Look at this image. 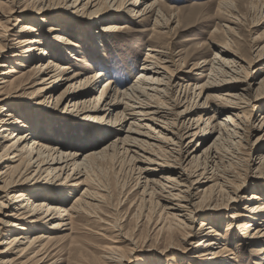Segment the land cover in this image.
I'll list each match as a JSON object with an SVG mask.
<instances>
[{"label":"bare ground","instance_id":"1","mask_svg":"<svg viewBox=\"0 0 264 264\" xmlns=\"http://www.w3.org/2000/svg\"><path fill=\"white\" fill-rule=\"evenodd\" d=\"M32 1H35L36 6L31 5ZM66 1L68 0H0V6L4 3L9 4L6 14L0 10V16H3L5 21L9 22L10 18L17 14L15 16L19 22V36L11 39L15 48H22L21 53L15 50L4 52L5 49H0L2 55L0 67L4 68L0 72L2 75L0 77V84H2L0 85V110H2L0 111V182L2 183L0 213H4L2 208L8 207L1 199L3 197L10 199L9 196H11L12 202L18 205L14 208L16 211L13 210L7 215L9 218L21 221L17 228L20 231L15 232L17 236L8 232L7 236L0 240V264H24V259L35 264H75L74 261L62 257L60 259L54 252L52 243L65 236L61 233L62 230H73L79 219L87 215L91 216V212L101 207V203L105 200V195L101 191L104 192L106 188L103 189L104 186L102 187L96 179L95 171L103 164L104 166L109 162L112 164L118 153L124 154L129 161H141L147 164L136 167L135 185L141 184L142 177V196L147 194L155 208L159 207L157 210L153 208L155 212L159 210L155 226L158 235L168 241L180 239L182 242H185L187 237H197L196 254L191 257H194L199 264H238L239 261L233 260L235 257L242 256V253H239L241 249L246 252L251 251V255L260 256L255 264H264V192L258 188L260 186L258 184L264 182V154L259 156L256 167L259 183L254 184L255 187L250 188L253 190L247 195L244 194L246 192L244 180L240 183L235 182L239 174L231 165L235 162L234 159L229 158L226 160L227 164H224L225 160L221 155L222 151L228 152V149L224 148V150L222 146L226 141L234 145L240 144L244 140L245 132L250 134L256 131L257 134L261 132L251 145L264 142V114L257 127L248 119L246 120V110H241L235 115H232L233 113L225 115L219 124L211 122L214 112L217 114L224 111L232 112L243 107L240 106L242 102L246 103V106L255 108L254 101L261 99L264 95V76L257 87L260 90L258 92L260 97L256 95L251 99L244 94H234L223 88L237 87L234 86L235 84L230 86L227 83L245 81V79L240 80L241 72L246 71L240 62L245 60L230 50L232 42H229L228 36L237 35L235 28L223 25L224 28L222 27L221 30L228 39L222 44H215L217 51L211 59L203 57L201 61L204 64L198 61L193 63L189 71L201 69L200 78H205L204 81L195 84L188 81L185 85H180L176 79H183L180 75L184 74V71L181 68H170L175 66L174 58L171 56L173 52H168V48L162 43L163 39L170 37V31H172L170 26L174 18L176 25L180 23L179 13L182 10L172 5V2L73 0L71 4H67ZM225 2H221V8ZM227 2H229L228 9L226 12L221 11L230 18V22H240L243 16L235 6L242 4L243 0ZM63 3L64 6H62ZM192 3L191 6L198 5L197 2ZM67 9L69 11L67 16L59 15V12ZM79 9L81 14H78ZM54 12L57 16H52ZM29 13L41 17L33 18L28 15ZM114 13L137 18L139 23L152 19L153 26L148 39L160 44L147 49L150 51H147L138 68L139 72L134 75V79L129 84L122 86L112 75L113 70L103 51L104 45L96 41H101L100 35H97L98 23L119 17ZM50 16L53 18H48ZM74 19L82 25L74 22ZM72 26L77 28L79 38L87 43L86 46L80 41H74L72 36L64 31V28ZM125 27V24L111 22L100 30L113 35L122 32ZM83 28L87 30L86 36L83 35L84 31L81 34ZM91 28H96L95 31L98 30V32L89 34ZM214 30L217 32L219 28L216 26ZM5 34H0V37ZM256 49L253 61L264 59V44L257 46ZM64 52L69 56L74 54L75 56L71 55V58L83 63L85 67L92 69L97 63L100 68L84 78L78 77L81 75L79 71L68 75L72 71L71 63ZM46 54L49 56H45ZM191 55L193 57L195 53ZM225 56L235 57L228 60ZM11 63L14 65H10ZM246 64L247 67L250 66V63ZM105 76L108 77L101 82L97 93L96 91L94 93L96 90L94 87ZM249 84L246 83V86L250 87ZM28 85L34 88V91L32 89L29 94L36 99H41L38 101L33 99L30 108L24 111L23 108L16 107L15 103L8 101V95L13 97L9 94L10 90H21ZM59 85L63 89L56 96L55 106L59 105V108L64 109L63 113L71 117L78 116L85 123H93L89 129H91L90 139L95 142L94 144L96 142L99 144L112 132L116 134L114 140L98 145L85 154L71 151L69 148L64 149L62 140H58L57 145L53 146L39 140L42 133L55 135L59 129L62 131L64 128L59 126L57 131L47 128L45 123L48 121L47 124L53 125V122L58 120V115L52 111H35L39 108L38 105L53 97ZM176 85H180L177 96L173 94ZM216 89L226 90L223 95L221 93L217 96L213 95L216 99H221V105L209 104L212 96L208 92ZM205 92H207L205 99L200 101V97ZM207 108H212L213 115L205 119L201 114L193 115V112L207 110ZM102 121H105V124ZM126 122L127 126L124 129ZM202 123L204 125L201 126ZM22 128L25 130L19 131ZM209 136L213 137V140L202 149L200 154L197 153V148H192L193 150H184L187 156L182 157L184 140L189 139L188 144L193 140L202 142ZM235 139L236 141H232ZM170 144L173 147H170ZM132 147L148 155L140 154ZM233 157L237 158V156ZM241 158L240 160L244 163L246 158ZM249 161L253 162L254 159H250L249 156L246 162ZM155 171L164 174L160 176L161 180L149 177L154 176ZM204 185L206 186L199 191L201 194L198 195V201L194 202L195 195L198 193L194 194L192 189L194 186ZM67 187H74V189L69 190ZM16 188L18 190L10 195L9 190L13 191ZM78 188V194L69 202L68 198ZM153 196L157 198V201L152 200ZM244 197L245 204L241 208H234L228 214L227 217L232 219H224L225 233L219 229L221 226L218 222L224 223L220 215L201 213V210L220 211V209L235 207V203ZM158 198L162 201L161 205L158 204ZM198 213L200 214L199 228L194 231L192 222ZM53 217L57 220L51 222L49 227L54 228V231H45V229L43 231V228L38 227L40 221H47L48 218ZM9 223L15 225L9 219L0 220V229L5 228ZM43 227L46 226L43 225ZM232 235H234L232 239L236 243L237 250L228 247ZM129 243L133 245L136 242L129 239ZM16 248H18L17 254L13 251ZM12 252L15 255L10 256ZM101 252L103 262L97 256H92L93 258L89 257L90 259L87 260L88 264H124V261H131L130 253L122 252L116 245H107ZM160 253L164 254V251ZM179 260L182 259L177 258L167 264H180ZM165 261L162 260L159 264H165ZM131 264L144 263L140 259L137 263Z\"/></svg>","mask_w":264,"mask_h":264},{"label":"rangeland","instance_id":"2","mask_svg":"<svg viewBox=\"0 0 264 264\" xmlns=\"http://www.w3.org/2000/svg\"><path fill=\"white\" fill-rule=\"evenodd\" d=\"M83 1L85 0H82V2ZM165 1L167 3L172 2V5L177 6L182 10L179 13L180 23L176 25L174 18V21L170 26V29H172V31H170L171 32L169 35L170 37L168 39L162 40L163 45L166 46V48H168L167 51L171 53L173 52L172 53L173 55L171 56L174 58L173 63L175 66H170V68L171 69L181 68L184 71V74H182L183 76L180 75L181 78L183 79L177 78L176 79L177 83H180V85L181 84L185 85V83L188 81L191 82L192 84L202 83V81H204L205 78L204 79L200 78L201 69L193 70L192 72L189 71L193 63H195L196 61L201 63L203 57H206L207 59H211L214 56V53L217 51L215 44L217 43L222 44L223 41H226V39L229 38V42L230 41L232 42L230 44V50L240 55L246 61V62L241 61V59L235 58L236 60H240L241 61L240 64H242L244 68H246V71L244 70L240 74L241 75L240 80L245 79V81L242 82L236 81V83L235 82L227 83V85L230 86H233V84H235L234 86L237 87L225 86L223 88H225L227 91H231V93L234 94H244L245 97L251 99H253L256 95L260 97V95L258 94L260 90L257 89V87L261 78L264 76V59L260 61L259 60L253 61V57H255L256 51L258 49L257 48L255 50V48L257 46L259 47L264 44V11L262 12V5L264 4V0H243L242 4L239 3L240 5L236 4L235 6V4H233L235 8H238L239 10L238 12L243 16L242 17L243 19H241V21L238 23L230 22L229 21L230 18L227 17V15L221 11L223 10L226 12V9H228L227 5H229V2L227 1L230 0H178L175 2L171 0H165ZM222 1L223 2L226 1V2L223 3L221 8L220 4ZM66 2L67 4H71L73 0H68ZM192 2H197L196 4L198 5L194 4V6H191V4H193ZM31 5L36 6L35 1H32ZM256 5L257 7H255ZM62 6H64V3L62 4ZM8 9H9L8 3L1 4L0 10L3 13L6 14ZM78 11H79L78 14L82 13L80 9ZM68 13L69 11L67 9L64 12L63 11L59 12V15L67 16ZM114 14L119 16L117 17L118 19L117 18L113 20L108 19L102 21L101 23L99 22L98 23L99 32L98 30L95 31L96 28H91V33L89 34L98 32L97 35H100L101 41L100 40H96V41L102 42V44L104 45L103 51L107 55V59L109 60L108 63L110 64L113 70L112 75H114V78L116 79L118 84L122 86L129 84L134 79V75L139 72L138 68L140 67L143 59L145 58L147 51H150L147 49L153 48L155 46H160V44L157 41L148 39L151 34L150 29L153 26L152 19L146 21L145 23L143 22L139 23L138 21L139 19L137 18L131 16H124L120 13H114ZM15 15L12 18H10L9 22L5 21V18H3V16H0V34L6 33L5 36L0 37V49L1 48L5 49L4 52H9V51L11 52L12 50H15L16 52L21 53L22 48H15L13 39H11L12 37L19 36V32H18L19 22L18 20H16L17 16ZM28 15H31L33 18L41 17L40 15H36L33 13H29ZM52 16H57V13L54 12ZM48 18H53V17L50 16ZM74 22L76 23L78 22L79 24L82 25V23H80L76 19H74ZM88 22H89L88 24H90V20H88ZM111 22L125 24L126 27L125 29H123L122 32L118 34L115 33L113 35L106 34L100 30V28L110 24ZM223 25H230L234 27L235 28L234 31H236L237 35L236 36L231 35L228 36L227 38L226 37L227 35L224 33V31L221 30ZM216 26L219 28L217 32L214 30ZM64 29H65L64 31L68 35L72 36V39L74 41H80L84 43L86 46L87 43L83 41L82 38H79L78 30L75 26H72L70 28L66 27ZM83 31H84L83 35L86 36L87 30L83 28L81 30V34ZM42 47L45 48V46ZM86 49H90V48L86 47ZM191 53H195V55L192 57ZM64 54L67 56L69 62L71 63L70 65L72 71H70L68 75H72L74 71H79L81 75L78 77L84 78L86 75H91L90 73H92L95 69L100 68L98 67L99 65L97 63L95 65V68L91 69L89 67H85L83 66V63H79L75 61V59L71 58V55L74 54H70V56L68 53L64 52ZM1 56L2 55L0 52V60H1ZM45 56H49V55L46 54ZM225 57H226L225 59L228 58V60H231L235 56H225ZM247 62L248 64L250 63V66L248 67L246 64ZM167 64L169 63L167 62ZM10 65H14V63H11ZM2 69L4 68L0 67V72ZM247 71H248V76H246ZM0 77H2L1 74ZM107 77L108 76H105L104 78L98 81V83L94 87L96 89L94 90V93L95 91L97 93L98 88L101 87L100 85L101 82ZM246 83L248 84L250 83L249 84L250 87H248V85L246 86ZM180 85H176L174 89L173 94L176 96L180 92V91L177 92V90H179ZM29 86L30 85L17 91L10 90L9 94L12 95L13 97H9L8 95L9 98L8 101L13 102V104L15 103L17 105L16 107L19 106L23 108L24 111H26L27 108H30L29 106H31L33 99H36L31 94H29L30 92H32V89L34 91V88ZM245 88L247 89V91H245L246 90ZM62 89L63 87L59 85L57 91L53 94V97L50 100H48L49 103H47L48 102L47 101L42 103L41 105H38L39 108H37L35 111L37 112L52 111L54 114L58 115L59 118L58 120L53 122V125L47 124L48 123L47 121L45 123V126L47 128H50L51 130L56 129V131L59 126H64V128L62 129V131H60L59 129L55 135L52 134L53 136H56L54 138L52 135H46V133L45 134L42 133V137L38 138L39 140L50 144V146L57 145V141L62 140V142L64 141V147H63L64 149L69 148L71 151H79L80 153L83 154L90 151L91 149H95L98 145H104L109 143L111 140H114L116 134L115 132H112L110 133V135L108 134L103 141L99 142V144H97V142L96 144H94L95 142L91 141L90 139L91 129H89V127L92 126L93 123H85L78 116L71 117L67 113H63L64 109L61 107L59 108V105L55 106L56 96ZM225 91L216 89L208 92V94L212 96L210 98L211 102L209 104L221 105L222 103L221 99L220 98L216 99V97H213V95L217 96L220 93L221 95H223L224 94L223 92ZM206 95L207 92H205L200 97V101H203ZM40 99L37 98L36 100L38 101ZM254 103L256 106L255 108H252L251 106H246V103L242 102L240 106L243 107H241L240 109H235L232 112L224 111L219 114H217V112H214L215 115L214 117H212L211 122L212 124L214 123L219 124V122L223 120L222 118H224L225 115L228 114L231 115L232 113H233L232 115H235L237 112L240 113L241 110H246L245 111L246 120L248 119L249 122L253 123V125L257 127L259 126L261 116L264 114V95L261 99L259 98L258 100H255ZM198 114H201L203 116L202 118L205 119L206 117L213 115V111L212 108H207V110L201 109L200 111L193 112V115H198ZM102 122L103 124H105V121ZM202 125H204V123H202L201 126ZM99 126L103 127L104 125H99ZM126 126H127V122L124 123L123 128L125 129ZM23 130H25V128H22V130L20 129L19 131H23ZM156 130H160V129L156 128ZM151 134L156 135L155 133H151ZM259 134H261V132H259L258 134L257 131L252 134H250L249 132H245L244 140H242L240 144L238 143L234 145L231 144L229 141L228 142L226 141L222 145L223 149L224 148L228 149V152L225 149H224L225 151H222L223 154L221 155H223L224 158L223 160H225L223 163L227 164L226 160H228L229 158L234 159V161L237 163L236 164L234 162L231 164L234 171H237V173L239 174V176L236 177L235 182L240 183L241 180H244L243 184L244 186H246L245 189L246 192H244V194L246 195L253 190L250 188H253L254 184L259 183V179H257L258 171L256 167H257V162L259 160L258 159L259 156L261 154H264V142L260 143L259 145H256V143L255 145H251ZM188 140L189 139H186L182 143V148H183L182 157L184 158H186L187 156V153L184 150H191L192 148L194 149L197 148L198 149L197 153L200 154L202 149L212 142L213 137L209 136L208 138L205 139V141L202 142L201 140H193L189 144H188ZM232 141H236V139ZM170 147L173 146L171 145ZM132 149L138 151L137 148L135 147H132ZM231 151L234 152L232 153ZM138 152L140 154L148 155L147 153L144 152L142 153L141 150H139ZM83 154L80 156V158L83 156ZM173 154L175 155L176 153ZM233 156H237V158L235 159ZM249 156L250 159L251 158L254 159L253 161L254 163L251 161L246 162ZM241 157L246 158L244 163L243 161L240 160L242 159ZM110 163L111 162L107 163V165L105 164V166L103 164V166L100 167L101 169L97 168V171H95L96 179L98 180V182H100V185L102 184V187L104 186L103 189L106 188L104 192L101 191V193L105 195L104 196L105 200H103V202L101 203L100 208L96 209L95 212H91L92 213L91 216L87 215L86 217L79 219L75 223L74 225L75 228L73 230L61 231V233L65 234V236H63L59 240H55L52 243V246L55 248L54 252H56L57 256L60 259L63 258V259H68L69 261H74L75 264H88L87 260L90 259L89 257L93 258L92 256H97L98 259L101 262H103L102 252H101L103 248L107 245L108 246L116 245L122 252L124 251L126 253H130L129 260H131L132 262L124 261V264L137 263L140 259H142V262L144 264L147 262L151 264H159V262L162 260H166L165 264H167V262L170 263L172 260H175L177 258L182 259L178 261L180 264H199L194 257H191L196 254L195 247H196L197 237L196 238L187 237L186 241L182 242L180 239L168 241L166 240V238L158 235V231L155 226L157 224L156 220L159 214V210L158 212H155V210H157L159 207L155 208L154 203L153 202L151 203V198L149 199V196L147 194L142 196V191H141L142 183H143L142 177L140 178L141 184L135 185L136 182L135 177L137 176L136 167L137 166L143 167L147 164L141 161H134V162L129 161L127 157L122 153L120 154L118 153L112 164ZM246 163L247 164L249 163V165H247ZM162 175L164 174L159 173V171H155L154 176H149V177H154L157 180H161L160 176ZM1 184L2 183L0 182V185ZM208 184H210V182ZM206 185L197 186V187L194 186V188L192 189L193 193L194 194L195 192L198 193L195 195L196 198H194V202L198 201L199 199L198 195L201 194V192L199 191ZM258 185H260L258 187L260 188L259 190L260 191L262 190V192H264L263 190L264 182ZM68 189L73 190L74 187H70ZM16 190H18V188L14 189L13 191L9 190L10 195H12ZM78 192H79V188L77 191L72 193V195H70V197L68 198L69 202L73 200L74 196L77 195ZM2 195H4V193ZM9 197L10 199H7L6 197H3L1 199L4 202V204H6V206L8 207L2 208L4 213L2 214L0 213V220L9 219V221H13L12 224L15 223V225H11V223H9L7 226H5V228L0 229V240H2L5 236H7L8 232L9 233L12 232L14 236H17L15 232L20 231L19 229L17 230L18 226L21 223L20 219L9 218V216L7 215L11 211H13L14 208H16L18 205L17 203L12 202L13 198H11V196ZM152 200L157 201V198L153 196ZM158 204L160 205L162 204V201L159 200V198H158ZM235 204H236L235 207L232 208L220 209V211L201 210V213L211 214V215L216 213L217 215H220L224 223L221 221L218 222V224L221 226L219 227V229L220 231H222V233L223 232L225 233V227H226L225 220L232 219L231 217H227L228 214L232 212L234 208L237 209L241 208L245 204V197L244 199L236 202ZM153 208H155V210ZM14 211H16V209ZM199 215L200 214L198 213L195 216L194 221L192 222V229L194 231H196L197 228H199V223H200ZM99 217H101V219H99ZM56 220H57L56 217H53L51 219L48 218L47 221L42 220L40 221L39 223L40 226L38 227L40 229L43 228V231L44 229L45 231L46 230L54 231L55 229L49 226L51 222ZM206 223H208V221H206ZM43 225H45L46 227L44 228ZM35 232H37V230H35ZM123 236H125L127 239H125ZM233 237L234 235H232L231 239H229L228 247L237 250V248H235L236 243L232 239ZM129 239L135 241L136 243L133 245L130 244ZM6 246H8V244H6ZM17 249L18 248H16V250H13L14 252L16 251V254L18 252ZM242 250L243 249L239 250L240 251L239 253H242V256L235 257L233 261L235 262L239 261V263L241 264H255L257 260L260 259V256H258L257 254L256 255L258 257L256 255H251V251H249V249H248L249 252H246V250L244 251ZM163 251L164 254L160 253ZM13 255H15L13 254V252L10 253V256ZM24 260H25L24 264H35L34 262H30V261L28 262L27 259Z\"/></svg>","mask_w":264,"mask_h":264}]
</instances>
